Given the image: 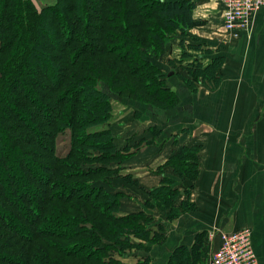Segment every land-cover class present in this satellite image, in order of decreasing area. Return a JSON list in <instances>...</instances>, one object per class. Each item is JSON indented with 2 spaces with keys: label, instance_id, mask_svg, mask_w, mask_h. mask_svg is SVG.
<instances>
[{
  "label": "trees",
  "instance_id": "obj_1",
  "mask_svg": "<svg viewBox=\"0 0 264 264\" xmlns=\"http://www.w3.org/2000/svg\"><path fill=\"white\" fill-rule=\"evenodd\" d=\"M196 7L195 0H58L55 7L39 9L35 0H0V74L6 81L0 89V106L5 105L0 108V264H106L101 256L105 251L102 235L109 234L115 247L121 240L129 242L132 234L149 238V230L138 226L133 216L126 224L116 225L118 230H108L98 218L103 212L96 213L92 221L99 228L97 236H88L95 232L88 233L86 225L78 227L79 208L69 203L74 199L88 202L99 190L78 196L72 186L54 190L58 186L53 177L66 165L62 160L71 156L58 154L57 131L52 127L65 123L78 129L106 119L104 100L109 92L98 89L96 81L137 99L151 94L155 100H164V95L169 98L172 94L163 85L166 80L159 81V60L174 33L188 34L201 24L195 17ZM52 67L57 73L48 74L47 79L56 82L50 83L44 70L53 71ZM28 85L33 90H24ZM91 99L101 101L103 108L92 110L94 119L86 121L87 111L81 109ZM33 104L37 110L32 111ZM10 111L23 123L7 124L17 119H9ZM40 118L44 121L38 129L34 121ZM29 128L36 135L24 137L16 132ZM83 134L79 140L85 138ZM12 148L15 153L7 154ZM19 175L21 181L16 182ZM170 187L155 190L160 203ZM101 196L110 209L113 196L97 192L93 197ZM54 200L65 205L58 206ZM110 217L123 220L111 213ZM77 228L87 236L69 242L77 237L73 236ZM48 242L54 252L45 247ZM186 249L173 258V264L190 262L193 249Z\"/></svg>",
  "mask_w": 264,
  "mask_h": 264
},
{
  "label": "rangeland",
  "instance_id": "obj_2",
  "mask_svg": "<svg viewBox=\"0 0 264 264\" xmlns=\"http://www.w3.org/2000/svg\"><path fill=\"white\" fill-rule=\"evenodd\" d=\"M57 1L35 0L39 9L47 6L55 7ZM196 19L201 21V24L190 29L188 34L177 31L178 33L172 35L162 59L159 60L162 66L159 69L161 70L158 74L161 75L159 81L166 80L163 85H166L172 94L169 98H165L164 95V100L161 97L162 100H155L156 96L151 94L145 99H137L124 90H113L105 82L96 81L94 85L98 89L109 92V97L106 96L107 99L104 100L106 111L103 117L106 119L78 129L65 123H58L52 127V130L57 131L54 132L57 135L54 141L58 154L63 158L71 156L62 160L66 161V165L58 171L59 175L55 178L53 174L51 175L55 186H58L54 190L61 191L64 186L68 188L72 186L77 190L86 185L85 191L75 190V193L73 192L75 196L96 190L99 191L93 192V196L97 192L113 196L110 209L107 203L104 205L103 196L99 198L91 196L88 202L72 200L69 204L75 205L80 212H77L80 214L76 221L78 227L86 225L88 233L95 232L88 236H97L99 228L96 222H93L95 221L93 218L98 217L96 213L103 212L98 218L108 230H118L116 225L126 224L128 222L126 219L132 216L135 217L134 222L138 226L149 230L148 239L132 234L129 242L121 240L117 243V247L109 234L102 235L106 252H102L101 256L106 264H170V261L173 264V258L183 248L193 249L190 262L186 261L185 264H210L211 256L217 248L213 249L215 240L217 239L219 245L221 234L229 232L224 230L218 236H211L209 230L192 233L194 226L200 225V221L194 216L198 215L196 211L200 206L196 182L201 174V152L203 146L205 147L202 137L216 138L217 132V129L214 132L211 127L204 128L200 137L198 126L202 121H212L219 117L216 109L203 107V100L212 93L217 94L220 88H225V84L231 83L234 87L239 82L253 84L254 76L263 78L264 66L252 64L250 45L246 48L237 43L236 39L240 35L233 37L227 34L221 30V24H213L212 30L206 28L204 31L200 28L206 24L205 20L201 17ZM44 71L48 82H56L47 79L49 75L57 73L56 70ZM34 74L32 73V76ZM258 84L259 88L264 87V81ZM2 85L5 87L6 81L0 74V89ZM21 86L20 92L23 90V85ZM29 88L33 90L29 85L28 89L25 86L24 90L28 92ZM94 101L96 100L86 101L82 106L84 108L81 109L82 112L85 110L89 112L88 114L86 112V121L94 119V109L103 108L102 104L100 105L101 101L96 103ZM69 102L70 99L67 104ZM207 102L212 104V98L210 97ZM249 103L247 116L253 124V129L264 120L263 96H255L247 100L244 104L246 108ZM251 105L254 106V110ZM4 106L2 104L0 108ZM33 106H31L32 111L38 109L35 104ZM243 115L241 113V116ZM8 116H11L9 119L15 116L18 120H9L7 124L23 123L16 113L10 111ZM43 121V118H40L38 123L34 121L35 124H39L38 129ZM24 126L28 127L26 122ZM29 129H19L16 132L23 133L21 135L24 137L36 135L32 129ZM44 129L43 127L42 130ZM83 132L85 138L79 140ZM44 140L46 141L47 138ZM7 141L3 140L6 145ZM243 152L249 153L248 147H244ZM12 153H15L13 148L7 152V154ZM9 160L13 163L12 156ZM141 166H149L147 171L150 174H146L143 178L138 176L139 173L135 175V170L142 172ZM20 178L19 175L16 182L21 181ZM169 185L171 187L169 192L163 194L166 198L162 204L155 190ZM31 190L28 198L32 200ZM55 203L58 206L65 205L63 201L57 200ZM110 213L120 216L123 220L114 221ZM203 219L211 220L207 215H204ZM173 224H183V229L187 231V236H184L183 241L178 245L176 244L180 240L168 236ZM240 227L234 231L249 226ZM85 233L77 228L76 235H73L77 237L69 239V242L79 239L80 236H87ZM64 242L66 241H62ZM62 243L61 246H64ZM253 246L255 249L254 243ZM45 247L48 251H55L49 248V242Z\"/></svg>",
  "mask_w": 264,
  "mask_h": 264
},
{
  "label": "crops",
  "instance_id": "obj_3",
  "mask_svg": "<svg viewBox=\"0 0 264 264\" xmlns=\"http://www.w3.org/2000/svg\"><path fill=\"white\" fill-rule=\"evenodd\" d=\"M195 1V17H201L206 23L200 29L212 30L213 24H222L221 0ZM236 40L246 48L250 45L252 64L264 66V6L254 17L251 28ZM262 77L254 76L253 84L248 85L225 84L217 94L212 93L203 100V107L216 109L219 117L202 121L198 126L200 137L204 128L211 127L217 132L216 138L202 137L205 147L201 152V174L196 182L200 206L196 211L198 215L194 216L200 225H195L192 233L209 230L211 236H218L224 230L230 232L239 226H249L254 229L253 243L260 263L264 264V120L252 129L247 116L250 103L247 108L244 105L255 96H263L264 104V87L259 88L258 84L264 81V74ZM210 97L212 104L207 102ZM244 147H248L249 153L244 154ZM141 169L142 172L135 170V175L139 173L143 178L150 174L149 166H141ZM204 215L211 220L203 219ZM183 227V224H173L170 228L168 236L180 240L176 245L187 236ZM216 241L213 249L218 246Z\"/></svg>",
  "mask_w": 264,
  "mask_h": 264
},
{
  "label": "built area",
  "instance_id": "obj_4",
  "mask_svg": "<svg viewBox=\"0 0 264 264\" xmlns=\"http://www.w3.org/2000/svg\"><path fill=\"white\" fill-rule=\"evenodd\" d=\"M223 4L221 30L233 37L251 28L254 17L264 6V0H221ZM210 264H261L253 246V232L243 227L223 232Z\"/></svg>",
  "mask_w": 264,
  "mask_h": 264
}]
</instances>
